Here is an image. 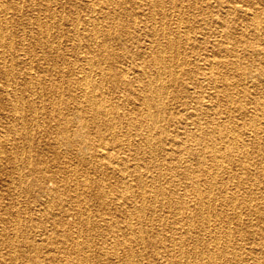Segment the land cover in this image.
Wrapping results in <instances>:
<instances>
[{
    "label": "bare ground",
    "instance_id": "obj_1",
    "mask_svg": "<svg viewBox=\"0 0 264 264\" xmlns=\"http://www.w3.org/2000/svg\"><path fill=\"white\" fill-rule=\"evenodd\" d=\"M259 162L264 0H0V264H264Z\"/></svg>",
    "mask_w": 264,
    "mask_h": 264
},
{
    "label": "rangeland",
    "instance_id": "obj_2",
    "mask_svg": "<svg viewBox=\"0 0 264 264\" xmlns=\"http://www.w3.org/2000/svg\"><path fill=\"white\" fill-rule=\"evenodd\" d=\"M197 24V23H196ZM197 31L203 32V28L201 26L197 25ZM204 45V44H203ZM240 53V52H239ZM244 63L248 66H257V63L255 62L254 59H251L249 56H245L244 57ZM253 64V65H252ZM200 66V65H199ZM248 106L251 104H247ZM237 121L241 122L242 119H240V117H236ZM262 121V119H260V122ZM171 128L173 127V125L170 126ZM245 130V129H243ZM136 138V136H134ZM133 160H130V163ZM193 161V160H192ZM132 164V163H131ZM264 165V162H259L257 164L258 168H261ZM262 178V177H261ZM261 182H264L263 180H260ZM243 215L246 217V211L244 210ZM244 216L242 218H244ZM252 218V223L249 225L247 223H244V225H238V227L235 229V236L233 237L234 241L237 244H240L243 246V249L245 251H249L255 243V239L257 238V231H258V227L256 224V219L255 217L251 216ZM245 234H244V233ZM252 232V233H251ZM252 234V236H251ZM246 235V236H245ZM251 236V237H250ZM247 248V249H246ZM249 249V250H248Z\"/></svg>",
    "mask_w": 264,
    "mask_h": 264
}]
</instances>
